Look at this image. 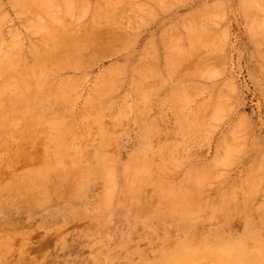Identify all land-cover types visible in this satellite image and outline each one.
Returning a JSON list of instances; mask_svg holds the SVG:
<instances>
[{
    "label": "rangeland",
    "instance_id": "1",
    "mask_svg": "<svg viewBox=\"0 0 264 264\" xmlns=\"http://www.w3.org/2000/svg\"><path fill=\"white\" fill-rule=\"evenodd\" d=\"M262 43L264 0H0V264H264Z\"/></svg>",
    "mask_w": 264,
    "mask_h": 264
},
{
    "label": "bare ground",
    "instance_id": "2",
    "mask_svg": "<svg viewBox=\"0 0 264 264\" xmlns=\"http://www.w3.org/2000/svg\"><path fill=\"white\" fill-rule=\"evenodd\" d=\"M39 1H41V0H39ZM45 1H46V0H45ZM244 1H245V0H244ZM249 1H250V0H249ZM258 1H259V0H258ZM67 2H68V1H67ZM244 3H245V2H244ZM253 3H254V2H253ZM41 4H42V3H41ZM21 7H22V6H21ZM22 8H24V7H22ZM54 9H55V8H54ZM254 12H255V11H254ZM248 14H249V12H248ZM254 16H255V15H254ZM257 16H258V15H257ZM248 17H249V16H248ZM251 23H252V22H251ZM253 23H254V22H253ZM256 23H257V22H256ZM256 23H255V24H256ZM262 23H263V22H262ZM262 23H260V24H262ZM258 25H259V24H258ZM253 27H254V26H253ZM256 27H257V26H256ZM261 27H262V26H261ZM254 28H255V27H254ZM255 29H256V28H255ZM259 30H260V29H259ZM253 31H254V30H253ZM254 36H256V34H255ZM259 41H260V40H259ZM262 44H264V43H262ZM67 47H68V46H67ZM62 48H63V47H62ZM66 50H68V49H66ZM66 50H65V51H66ZM20 84H21V83H20ZM34 84H35V83H34ZM17 85H18V84H17ZM33 86H34V85H33ZM3 87H5V86H3ZM15 87H16V86H15ZM30 88H31V87H30ZM10 89H11V88H10ZM14 89H15V88H14ZM17 89H18V88H17ZM0 91H1V90H0ZM18 91H19V90H18ZM26 91H27V90H26ZM59 91H60V90H59ZM2 92H3V91H2ZM10 92H11V91H10ZM14 92H15V91H14ZM27 92H28V91H27ZM40 92H41V91H40ZM4 93H5V92H4ZM7 93H8V92H7ZM57 93H58V92H57ZM5 94H6V93H5ZM5 94H4V95H5ZM27 94H28V93H27ZM39 94H40V93H39ZM11 95H12V94H11ZM33 95H34V94H33ZM61 95H62V94H61ZM23 96H24V95H23ZM30 96H31V95H30ZM7 98H8V96H7ZM17 98H18V97H17ZM23 98H24V97H23ZM23 98H22V99H23ZM13 99H14V98H13ZM35 99H36V98H35ZM14 100H15V99H14ZM18 100H19V99H18ZM18 100H17V101H18ZM24 100H25V99H24ZM24 100H23V101H24ZM27 100H28V99H27ZM5 101H7V100H5ZM8 101H9V100H8ZM30 101H31V100H30ZM33 102H34V101H33ZM8 103H9V102H8ZM19 103H20V102H19ZM27 103H28V102H27ZM27 103H26V104H27ZM29 103H30V102H29ZM17 105H18V104H17ZM20 105H21V104H20ZM27 105H28V104H27ZM21 106H22V105H21ZM35 106H36V105H35ZM35 106H34V107H35ZM5 107H6V105H5ZM28 107H29V106H28ZM16 108H17V107H16ZM28 109H29V108H28ZM28 109H27V111H29ZM4 110H5V108H4ZM23 110H24V109H23ZM21 111H22V110H21ZM33 111H34V109H33ZM36 111H38V110H36ZM11 113H12V112H11ZM19 113H20V112H19ZM28 114H29V113H28ZM36 114H37V112H36ZM26 115H27V113H26ZM9 116H10V115H9ZM28 116H29V115H28ZM40 116H41V115H40ZM16 117H17V115H16ZM34 117H35V116H34ZM29 118H30V117H29ZM13 119H14V118H12V120H13ZM26 120H27V119H26ZM24 121H25V120H24ZM33 121H34V120H33ZM39 121H40V119H39ZM39 121H38V122H39ZM55 121H56V120H55ZM28 122H29V121H28ZM32 123H33V122H32ZM9 124H10V123H9ZM25 125H26V124H25ZM7 126H8V125H7ZM33 126H34V125H33ZM56 126H58V125H56ZM53 128H54V127H53ZM54 130H55V129H54ZM51 131H52V130H51ZM59 131H60V130H59ZM50 133H51V132H50ZM53 134H54V133H53ZM58 135H59V134H57V136H58ZM52 136H53V135H52ZM54 136H55V134H54ZM57 136H55V137H57ZM51 138H52V137H51ZM53 138H54V137H53ZM60 138H61V137H60ZM57 140H58V138H57ZM52 141H53V139H52ZM48 142H49V141H48ZM55 143H56V141H55ZM62 143H63V142H62ZM49 144H50V143H49ZM63 144H64V143H63ZM54 145H55V144H54ZM58 146H59V145H58ZM63 148H64V147H63ZM48 150H49V149H48ZM60 155H61V154H60ZM55 158H56V157H55ZM83 158H84V157H83ZM70 160H71V159H70ZM60 161H61V160H60ZM80 161H81V159H80ZM51 162H52V161H51ZM56 162H57V161H56ZM74 162H75V161H74ZM84 162H85V160H84ZM106 162H108V161H106ZM103 163H104V162H102V164H103ZM108 163H109V162H108ZM44 164H45V163H44ZM51 164H52V163H51ZM75 164H76V163H75ZM85 164H86V163H85ZM78 165H79V164H78ZM49 166H50V165H49ZM59 166H60V165H59ZM61 167H63V166H61ZM86 167H88V166H86ZM90 167H91V166H90ZM113 167H114V166H113ZM52 168H53V167H52ZM52 168H51V169H52ZM68 168H69V167H68ZM73 168H75V167L73 166ZM88 168H89V167H88ZM91 168H92V167H91ZM59 169H60V168H59ZM59 169H58V170H59ZM70 169H71V168H70ZM144 169H145V167H144ZM248 169H249V168H248ZM42 170H43V169H42ZM61 170H62V169H61ZM77 170H78V169H77ZM81 170H82V169H81ZM94 170H95V169H94ZM97 170H98V169H97ZM45 171H46V170H45ZM62 171H63V170H62ZM71 171H72V170H71ZM74 171H75V170H74ZM95 171H96V170H95ZM100 171H101V170H100ZM21 172H22V171H21ZM28 172H29V171H28ZM63 172H64V171H63ZM90 172H92V171H90ZM132 172H133V171H132ZM33 173H34V172H33ZM67 173H68V172H67ZM70 173H71V172H70ZM75 173H76V172H75ZM79 173H80V172H79ZM103 173H104V172H103ZM128 173H129V172H128ZM246 173H247V172H246ZM7 174H8V173H7ZM15 174H17V173H15ZM19 174H20V173H19ZM64 174H65V173H64ZM76 174H77V173H76ZM80 174H81V173H80ZM96 174H97V173H96ZM101 174H102V173H101ZM129 174H130V173H129ZM135 174H136V173H135ZM199 174H200V173H199ZM199 174H198V175H199ZM201 174H202V173H201ZM10 175H11V174H10ZM12 175H13V174H12ZM23 175H24V174H23ZM66 175H67V174H66ZM72 175H73V174H72ZM102 175H103V174H102ZM102 175H101V176H102ZM30 176H31V175H30ZM61 176H63V175H61ZM78 176H79V175H78ZM78 176H77V177H78ZM139 176H141V175L139 174ZM144 176H145V175H144ZM146 176H147V175H146ZM191 176H192V175H191ZM200 176H201V175H200ZM5 177H6V176H5ZM15 177H16V175H15ZM68 177H69V176H68ZM70 177H71V176H70ZM70 177H69V178H70ZM94 177H95V176H94ZM94 177H93V178H94ZM102 177H103V176H102ZM104 177H105V176H104ZM135 177H136V176H135ZM147 177H148V176H147ZM194 177H195V176H194ZM8 178H9V176H8ZM11 178H12V177H11ZM27 178H28V177H27ZM30 178H31V177H30ZM37 178H38V177H37ZM44 178H45V177H44ZM50 178H51V176H50ZM78 178H79V177H78ZM126 178H127V177H126ZM141 178H142V177H141ZM244 178H245V177H244ZM263 178H264V176H263ZM6 179H7V177H6ZM12 179H14V178H12ZM18 179H19V178H18ZM20 179H21V178H20ZM62 179H63V178H62ZM71 179H72V178H71ZM74 179H75V178H74ZM76 179H77V178H76ZM105 179H106V178H105ZM128 179H129V178H128ZM145 179H146V178H145ZM4 180H5V179H4ZM10 180H11V179H10ZM39 180H40V179H39ZM106 180H107V179H106ZM139 180H140V179H139ZM262 180H263V179H262ZM0 181H1V180H0ZM11 181H12V180H11ZM14 181H16V180H14ZM85 181H86V180H85ZM90 181H92V180H90ZM135 181H136V180H135ZM150 181H151V180H150ZM247 181H248V180H247ZM249 181H250V180H249ZM249 181H248V182H249ZM12 182H13V181H12ZM42 182H43V181H42ZM54 182H55V181H54ZM95 182H96V181H95ZM104 182H105V181H104ZM125 182H126V181H125ZM143 182H144V181H143ZM191 182H192V181H191ZM8 183L11 184V182H8ZM32 183H34V182H32ZM69 183H70V182H69ZM81 183H82V182H81ZM93 183H94V182H93ZM102 183H103V182H102ZM114 183H115V182H114ZM130 183H131V182H130ZM130 183H128V184H130ZM138 183H139V182H138ZM138 183H137V184H138ZM157 183H158V182H157ZM193 183H194V182H193ZM251 183H254V182L252 181ZM263 183H264V182H263ZM19 184H20V183H19ZM37 184H38V183H37ZM52 184H53V183H52ZM55 184H56V183H55ZM71 184H72V183H71ZM77 184H79V183H77ZM86 184H87V183H86ZM103 184H104V183H103ZM126 184H127V183H126ZM128 184H127V185H128ZM137 184H136V185H137ZM140 184H141V183H140ZM145 184H146V183H145ZM148 184H149V183H148ZM188 184H189V183H188ZM11 185H12V184H11ZM13 185H14V184H13ZM20 185H21V184H20ZM27 185H28V183H27ZM30 185H31V184H30ZM74 185H75V184H74ZM93 185H94V184H93ZM105 185H106V184H105ZM127 185H126V186H127ZM130 185H131V184H130ZM134 185H135V184H134ZM157 185H159V184H157ZM243 185H244V183H243ZM254 185H256V184H254ZM114 186H115V185H114ZM138 186H139V185H138ZM141 186H142V185H141ZM192 186H193V185H192ZM249 186H250V185H249ZM260 186H261V184H260ZM260 186H259V187H260ZM15 187H16V186H14V188H15ZM39 187H41V186H39ZM50 187H51V186H50ZM85 187H86V186H85ZM109 187H110V186H109ZM127 187H128V186H127ZM127 187H126V188H127ZM131 187H132V185H131ZM133 187H134V186H133ZM171 187H172V186H171ZM171 187H170V188H171ZM180 187H181V186H180ZM246 187H247V186H246ZM250 187H251V186H250ZM33 188H34V187H33ZM37 188H38V187H37ZM43 188H44V187H43ZM75 188H76V187H75ZM176 188H177V187H176ZM235 188H236V187H234V189H235ZM248 188H249V187H248ZM255 188H256V187H255ZM35 189H36V188H35ZM38 189H39V188H38ZM104 189H105V188H104ZM113 189H114V187H113ZM133 189H134V188H133ZM164 189H166V188H164ZM167 189H168V188H167ZM180 189H181V188H180ZM250 189H251V188H250ZM12 190H15V189H12ZM12 190H11V191H12ZM33 190H34V189H33ZM137 190H138V189H137ZM169 190H170V189H169ZM173 190H174V189H173ZM175 190H176V189H175ZM226 190H227V189H226ZM0 191H1V190H0ZM2 191H4V190H2ZM36 191H37V190H36ZM129 191H130V190H129ZM140 191H141V190H140ZM192 191H195V190H192ZM192 191H191V192H192ZM229 191H231V189H230ZM5 192H6V190H5ZM15 192H18V191H15ZM15 192H14V193H15ZM104 192H105V191H104ZM143 192H144V191H143ZM223 192H224V191H223ZM243 192H244V191H243ZM249 192H250V191H249ZM262 192H263V191H262ZM27 193H28V192H27ZM40 193H41V190H40ZM40 193H39V194H40ZM170 193H172V192H170ZM179 193H180V192H179ZM194 193H195V192H193V194H194ZM245 193H246V192H245ZM245 193H244V194H245ZM2 194H3V193H2ZM6 194H7V193H6ZM36 194H37V193H36ZM74 194H75V193H74ZM82 194H83V193H82ZM112 194H113V193H112ZM121 194H122V193H121ZM133 194H134V193H133ZM133 194H132V195H133ZM156 194H157V193H156ZM163 194H164V193H163ZM195 194H196V193H195ZM223 194H224V193H223ZM257 194H259V193H257ZM84 195H85V194H84ZM130 195H131V194H130ZM130 195H129V196H130ZM132 195H131V196H132ZM188 195H189V194H188ZM188 195H187V196H188ZM157 196H158V195H157ZM165 196H166V195H165ZM17 197H19V195H17ZM48 197H49V196H48ZM79 197H80V196H79ZM84 197H85V196H84ZM126 197H127V196H126ZM133 197H134V196H133ZM136 197H137V196H136ZM6 198H7V197H6ZM10 198H11V197H10ZM127 198H128V197H127ZM218 198H219V197H218ZM248 198H249V197H248ZM35 199H36V198H35ZM44 199H45V198H44ZM118 199H119V198H118ZM162 199H163V198H162ZM180 199H181V198H180ZM180 199H179V200H180ZM224 199H225V198H224ZM2 200H3V199H2ZM15 200H16V199H15ZM100 200H101V199H100ZM127 200H128V199H127ZM132 200H133V199H132ZM173 200H174V198H173ZM177 200H178V199H177ZM222 200H223V199H222ZM228 200H229V202H230L231 199H228ZM8 201H9V200H8ZM30 201H31V200H30ZM86 201H87V200H86ZM111 201H112V200H111ZM168 201H169V200H168ZM190 201H191V200H190ZM220 201H221V200H220ZM233 201H234V200H233ZM11 202H12V201H11ZM17 202H18V201H17ZM27 202H28V201H27ZM33 202H34V201H33ZM36 202H37V201H36ZM103 202H104V201H103ZM125 202H126V201H125ZM137 202H138V201H137ZM137 202H136V203H137ZM185 202H186V200H185ZM222 202H223V201H222ZM259 202H260V201H259ZM111 203H112V202H111ZM160 203H161V202H160ZM194 203H195V202H194ZM196 203H197V202H196ZM203 203H204V202H203ZM215 203H216V201H215ZM13 204H14V203H13ZM30 204H31V203H30ZM164 204H165V203H164ZM168 204H169V203H168ZM177 204H178V203H177ZM179 204H180V203H179ZM192 204H193V203H192ZM199 204H202V203H199ZM10 205H11V204H10ZM37 205H38V204H37ZM173 205H174V204H173ZM202 205H203V204H202ZM202 205H201V206H202ZM224 205H225V204H224ZM103 206H104V205H103ZM134 206H135V205H134ZM154 206H155V204H154ZM157 206H158V205H157ZM185 206H186V204H185ZM233 206H234V205H233ZM236 206H237V205H236ZM98 207H99V206H98ZM172 207H173V206H172ZM179 207H180V206H179ZM182 207H183V206H182ZM187 207H188V206H187ZM162 208H163V206H162ZM177 208H178V207H177ZM200 208H201V207H200ZM260 208H261V207H260ZM117 209H118V208H117ZM181 209H182V208H181ZM181 209H180V210H181ZM188 209H189V208H188ZM196 209H197V208H196ZM201 209H203V208H201ZM220 209H221V207H220ZM152 210H153V209H152ZM221 210H222V209H221ZM106 212H107V210H106ZM183 212H184V211H183ZM180 213H181V212H180ZM213 213H214V212H213ZM182 214H183V213H182ZM179 216H180V215H179ZM104 217H105V216H104ZM137 218H138V217H137ZM211 230H212V229H211ZM217 232H218V231H217ZM224 247H225V246H224ZM184 248H185V247H184ZM213 248H214V247H213ZM213 248H212V249H213ZM226 249H227V248H226ZM260 249H261V248H260ZM217 250H218V249H217ZM209 251H210V249H209ZM209 251H207V252H209ZM218 251H219V250H218ZM179 252H180V253H178V254L180 255V254H181V249H180ZM212 252H213V251H212ZM221 252H222V251H221ZM230 253H231V252H230ZM215 254H216V253H215ZM257 254H258V253H257ZM183 255H184V254H183ZM209 255L211 256V255H213V254H211V252H210ZM209 255H208V256H209ZM222 255L224 256L225 254H222ZM181 256H182V255H181ZM197 256H198V254H197ZM206 256H207V255H206ZM227 256H228V255H226V257H227ZM229 256H230V255H229ZM219 257H221V256H219ZM229 258H230V257H229ZM184 259H185V258H184ZM177 260H178V259H177ZM177 260H176V261H177ZM193 260H194V258H193ZM227 260H228V259H227ZM252 260H253V259H252ZM176 261H175V262H176ZM186 261H187V260H186ZM186 261H185V262H186ZM228 261H230V260H228ZM171 262H172V261H171ZM183 262H184V261H183ZM245 262H246V261H245ZM247 262H248V261H247ZM191 263H192V262H191ZM239 263H241V262H239ZM239 263H238V264H239ZM248 263L250 264L251 262H248ZM173 264H174V263H173ZM175 264H176V263H175ZM243 264H244V263H243ZM251 264H252V263H251Z\"/></svg>",
    "mask_w": 264,
    "mask_h": 264
}]
</instances>
